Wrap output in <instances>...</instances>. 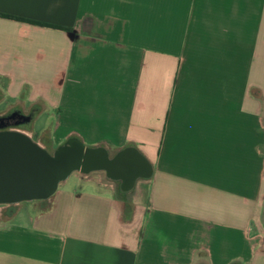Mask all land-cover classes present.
I'll list each match as a JSON object with an SVG mask.
<instances>
[{"label":"crops","instance_id":"0c3cea01","mask_svg":"<svg viewBox=\"0 0 264 264\" xmlns=\"http://www.w3.org/2000/svg\"><path fill=\"white\" fill-rule=\"evenodd\" d=\"M0 78L53 112L52 147L133 144L152 167L136 224L76 176L10 209L0 264H264V0H0Z\"/></svg>","mask_w":264,"mask_h":264},{"label":"water","instance_id":"95a60500","mask_svg":"<svg viewBox=\"0 0 264 264\" xmlns=\"http://www.w3.org/2000/svg\"><path fill=\"white\" fill-rule=\"evenodd\" d=\"M29 134L0 132V207L15 211L21 203L48 202L74 175L81 182L98 179L140 205L127 216L132 224L138 222L142 204L137 187L149 183L152 167L133 144L110 152L105 145L86 146L69 135L57 147L45 149Z\"/></svg>","mask_w":264,"mask_h":264},{"label":"rangeland","instance_id":"374dc122","mask_svg":"<svg viewBox=\"0 0 264 264\" xmlns=\"http://www.w3.org/2000/svg\"><path fill=\"white\" fill-rule=\"evenodd\" d=\"M20 96H23V100L21 102V106L23 108L24 111L27 110V108L33 104V102L29 101L28 99H26L24 97V93L21 92L20 94L15 93V94H9L8 92V80L6 78H0V113L5 111V109H7V107L9 106H15L18 101ZM50 114V117L46 120L47 115H40L38 118L35 119V121L31 124L29 132L30 135L32 137L33 140H36L38 138H40L43 135V139H44V144L46 145L47 149H52L57 147L59 144H61L66 138L61 139L62 142L59 143L58 139L53 140V145L54 147H52L51 145V141L48 138V133H49V129L52 128V123L54 121V117H53V112L49 111L48 115ZM52 115V116H51ZM261 116H262V122L264 124V101L262 102V108H261ZM46 132V135H44V131ZM65 137V136H63ZM62 137V138H63ZM89 146V145H86ZM91 146V145H90ZM75 176L72 175L68 178V180L66 181V183L64 184L65 189H70V188H74L77 186V182L74 178ZM35 203V202H30V203H21L19 204L22 209H26L27 207H29L28 205ZM39 208H35V210H38ZM262 222L264 224V211H263V215H262Z\"/></svg>","mask_w":264,"mask_h":264},{"label":"flooded vegetation","instance_id":"af4514ba","mask_svg":"<svg viewBox=\"0 0 264 264\" xmlns=\"http://www.w3.org/2000/svg\"><path fill=\"white\" fill-rule=\"evenodd\" d=\"M23 100V96H20L18 103L15 106H9L5 111L0 113V132H11V131H19V132H29L28 129L29 123L31 119H35L39 117L42 106L40 103L36 102L30 105L26 111L23 110L21 106V102ZM46 130L44 131V135H46ZM30 133V132H29ZM48 133V132H47ZM43 135L34 140L42 145L45 149H47L44 144ZM32 138V137H31ZM34 208H42L44 206H48L49 202H35L31 204ZM10 207H0V219L10 211ZM131 214V212H129Z\"/></svg>","mask_w":264,"mask_h":264},{"label":"trees","instance_id":"16d2710c","mask_svg":"<svg viewBox=\"0 0 264 264\" xmlns=\"http://www.w3.org/2000/svg\"><path fill=\"white\" fill-rule=\"evenodd\" d=\"M6 17V16H5ZM6 18H10V17H6ZM23 22H28V21H23ZM61 30H63L64 32L67 33L68 37L73 38L74 37V33L73 31L66 29V28H60Z\"/></svg>","mask_w":264,"mask_h":264}]
</instances>
